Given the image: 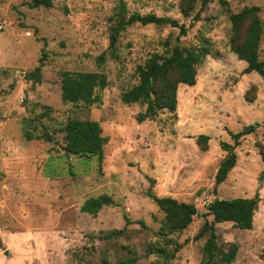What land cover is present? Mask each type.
Masks as SVG:
<instances>
[{
    "label": "rangeland",
    "instance_id": "374dc122",
    "mask_svg": "<svg viewBox=\"0 0 264 264\" xmlns=\"http://www.w3.org/2000/svg\"><path fill=\"white\" fill-rule=\"evenodd\" d=\"M30 2L0 0V264H208V234L196 235L213 221L209 204L255 195L250 229L215 224L220 250L236 244V258L226 263L218 252L210 264H264V77L245 73L230 21L245 6L260 7L264 60V0ZM134 12L175 19L188 32L135 22L111 45L120 19ZM176 44L193 52L196 83L179 85L175 111L139 123L145 105L123 102L122 92L138 83L139 64ZM66 70L105 73L108 85L93 104L65 102ZM75 118L99 121L102 161L66 150L64 127ZM253 123L256 131L235 148L236 165L216 184L221 142L234 143L232 133ZM202 133L206 144L197 140ZM103 194L113 203L82 211ZM153 194L194 203L192 223L163 228Z\"/></svg>",
    "mask_w": 264,
    "mask_h": 264
},
{
    "label": "trees",
    "instance_id": "16d2710c",
    "mask_svg": "<svg viewBox=\"0 0 264 264\" xmlns=\"http://www.w3.org/2000/svg\"><path fill=\"white\" fill-rule=\"evenodd\" d=\"M202 7L210 0H201ZM53 0H31L33 8L51 6ZM260 7L257 5L245 6L242 10L230 14L231 48L241 60L246 61L245 73L257 72L264 77V60L260 58L259 46L262 38L263 28L259 16ZM200 17V11L195 14V19ZM139 22L146 24H170L179 27V35H186L188 27L177 20L157 16L156 14H141L134 12L128 18H121L115 31L111 35V45L116 41L118 32L128 25ZM246 28L244 33L242 29ZM39 69V67H38ZM139 77L137 84L122 92L121 98L127 104L138 103L145 105L144 111L137 116V121L142 123L148 119L155 118L161 110L175 111L178 103V87L180 84L194 85L196 83L197 71L193 52L187 47L174 45L168 56L158 53L149 57L144 64L136 68ZM108 85L105 73L91 71H63L62 73V100L65 102H84L93 104L99 100L97 90L104 89ZM257 123L246 125L241 131L232 133L234 143L221 142V147L226 151L216 173V184L226 180L229 172L237 162L235 152L240 139L256 131ZM66 150L71 154L80 156L98 155L102 161L104 154L105 137L102 135V127L97 120L91 119H69L64 127ZM32 138L31 134L27 135ZM200 144H206L209 140L207 134L198 136ZM153 200L164 211L162 227L168 230H182L187 228L197 214L194 203L178 201L171 196L152 195ZM109 195L103 194L98 197L87 199L82 205L83 212L96 213L102 206L112 204ZM258 206V196L233 197L214 199L209 204V213L213 215L212 222H206L196 237L207 235L206 248L209 262L221 253V258L226 263H231L237 254L236 244H232L228 251L220 250L217 241L215 224L222 222H233L240 229H250L253 226L255 212ZM120 231H112L108 236H118Z\"/></svg>",
    "mask_w": 264,
    "mask_h": 264
}]
</instances>
